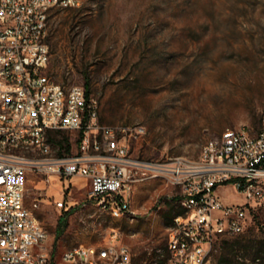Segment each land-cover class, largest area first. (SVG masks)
<instances>
[{
	"label": "rangeland",
	"instance_id": "374dc122",
	"mask_svg": "<svg viewBox=\"0 0 264 264\" xmlns=\"http://www.w3.org/2000/svg\"><path fill=\"white\" fill-rule=\"evenodd\" d=\"M47 42L50 73L68 86L87 82L100 124L126 127L135 157L197 159L226 128L256 134L264 125V0H82L50 14ZM64 136L71 143L64 152H76V132L51 134ZM46 178L30 173L24 199L39 203L34 212L54 256L98 245L118 228L133 264H148L155 249L168 261V233L184 211L179 187L159 177L138 182L129 211L110 213L91 202L79 177L64 190L72 206L57 208L61 182ZM219 191L227 202L243 200L231 185ZM263 244L264 204L251 208L244 232L216 239L212 264H264Z\"/></svg>",
	"mask_w": 264,
	"mask_h": 264
},
{
	"label": "built area",
	"instance_id": "2783aa9c",
	"mask_svg": "<svg viewBox=\"0 0 264 264\" xmlns=\"http://www.w3.org/2000/svg\"><path fill=\"white\" fill-rule=\"evenodd\" d=\"M82 0H0V264H133L130 247L118 228H109L98 245L69 248L68 262H56L48 245L35 254L33 243L46 236V227L25 204L30 173L58 177L59 209L73 203L65 197L73 178L87 180L89 199L110 212L129 211L127 194L134 185L163 178L181 189V230L170 228L167 264H212L217 238L244 232L251 208L264 204V125L256 134L228 127L202 147L197 159L177 163V156L153 161L133 156L126 127L100 124L98 99L83 84L65 85L49 71L47 42L50 14L80 6ZM78 134V149L52 157L51 133ZM123 133V135H120ZM19 148L18 158L4 154ZM231 185L241 201L227 202L221 186ZM86 223V220H84ZM108 228V227H107ZM92 247L116 249L113 262L91 259ZM161 251V249H159Z\"/></svg>",
	"mask_w": 264,
	"mask_h": 264
},
{
	"label": "bare ground",
	"instance_id": "6f19581e",
	"mask_svg": "<svg viewBox=\"0 0 264 264\" xmlns=\"http://www.w3.org/2000/svg\"><path fill=\"white\" fill-rule=\"evenodd\" d=\"M217 137L218 135L208 139L205 143H208L209 141H215ZM18 155H19V148H12V150H10V154H4V161L12 162V158H18ZM52 157H57L54 154V147H52ZM177 163H187V160L182 159V158H177ZM127 202H129L128 196H127ZM99 208L103 212H110V206H99ZM110 213H113V212H110ZM175 220H179V214L174 217L172 227H174V230H181V222H175ZM47 240H48V231L46 230V236L40 237V243H33V252L35 254H46V247L42 245H47ZM0 251H9V242H1ZM68 254H69V249L65 251L55 261L56 262H68ZM114 257H116V249H109V254H107V252H103V247H92L90 251L91 259H105V262H113Z\"/></svg>",
	"mask_w": 264,
	"mask_h": 264
},
{
	"label": "trees",
	"instance_id": "16d2710c",
	"mask_svg": "<svg viewBox=\"0 0 264 264\" xmlns=\"http://www.w3.org/2000/svg\"><path fill=\"white\" fill-rule=\"evenodd\" d=\"M86 92H87V95H90L91 91H90V87H89V84H87L86 82ZM63 131H58L57 133H61ZM52 134V133H51ZM51 140L53 141V143L59 147V153L62 154L65 150L67 151H71V143L69 142V139L68 137H62L60 139H55L54 137H51ZM179 213H182L181 212H178ZM177 214V215H178ZM61 221L62 220V217H60ZM263 247H264V244H263ZM148 259H149V263L148 264H167V257L165 255V253L159 249H155L153 251V253H151L149 256H148ZM54 260H57V257L54 256Z\"/></svg>",
	"mask_w": 264,
	"mask_h": 264
},
{
	"label": "crops",
	"instance_id": "0c3cea01",
	"mask_svg": "<svg viewBox=\"0 0 264 264\" xmlns=\"http://www.w3.org/2000/svg\"><path fill=\"white\" fill-rule=\"evenodd\" d=\"M82 179H84V178H82ZM84 181H85V183L83 182V184L86 185L87 184V180L84 179ZM73 184H75V183L73 182ZM83 184L81 186H83Z\"/></svg>",
	"mask_w": 264,
	"mask_h": 264
}]
</instances>
